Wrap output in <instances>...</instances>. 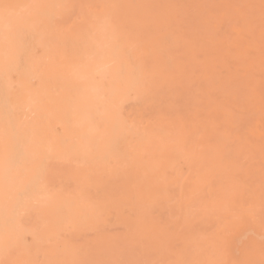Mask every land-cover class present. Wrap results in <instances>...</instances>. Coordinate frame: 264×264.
I'll return each mask as SVG.
<instances>
[{"label": "rangeland", "instance_id": "rangeland-1", "mask_svg": "<svg viewBox=\"0 0 264 264\" xmlns=\"http://www.w3.org/2000/svg\"><path fill=\"white\" fill-rule=\"evenodd\" d=\"M202 1L38 0L31 24L17 25L16 37L24 59L62 67L71 58L87 57L91 66L106 68L91 90L80 83L70 88L67 110L103 119L114 130L112 143L135 151L145 165L151 166L155 154L154 172L163 169L164 154L170 157L161 179L171 183L160 189L158 217L175 210L171 205L179 204L194 182L212 186L203 199L193 200L184 236L169 237L173 255L192 254L197 243V258L191 261V255L187 264H264V0ZM119 86L128 88L129 101L114 118L106 117L93 94L114 97ZM139 98L143 108L134 115ZM39 118L29 114L30 120ZM7 156L0 162V181L16 157ZM61 164L48 162L47 179ZM18 191L27 197L34 186ZM20 204L16 197L13 207ZM173 217L183 222L180 212ZM128 236L123 223L94 226L75 237L73 255L57 256L61 262L46 254L63 247L56 243L63 233L30 245L35 247L30 253L21 249L24 242L9 239L0 244V264H149L155 259L154 247L144 251ZM212 246L215 258L207 263L203 251Z\"/></svg>", "mask_w": 264, "mask_h": 264}, {"label": "bare ground", "instance_id": "bare-ground-1", "mask_svg": "<svg viewBox=\"0 0 264 264\" xmlns=\"http://www.w3.org/2000/svg\"><path fill=\"white\" fill-rule=\"evenodd\" d=\"M37 2L0 0V162L2 164L9 154L16 156L9 162L11 167L6 169L0 181V221L3 224L0 244L9 239L24 242L21 249L30 253L35 249L30 245L49 242L51 236H61L63 233V238L56 240V243L63 245L58 249L62 252H55L56 249L52 248L46 254L56 256L57 262H61L57 256L73 255L75 250L70 244L74 243L77 235L94 226L101 228L118 222L126 225L129 240L138 242L144 251L154 247L155 259L149 264H187L191 255H194L191 261L196 260L197 243H193L196 246H193L192 254L181 251V254L173 255L169 251L168 239L170 236H184L181 229L187 226V214L193 200L203 199L206 192L213 191L212 186L194 182L190 190L182 193L179 204L171 205L175 210H170L165 218L156 215L159 207H162L160 189L164 184L171 183L161 179L162 170L171 164L170 157L164 154L161 162L163 169L154 172L157 166L155 154L150 158L151 166H147L135 151L127 147L117 148L112 143L111 133L114 130L103 119H91L80 112L72 116L68 112L70 88L80 83L91 90L98 74L105 72L106 68L91 66L87 57L76 59L78 61L71 58L62 67L43 65L31 58L24 59V48L16 37L17 25L31 24ZM171 7L175 9L176 5ZM127 89L119 86L114 97L94 93V101L104 105L106 117L114 118L115 113L129 101ZM52 100L57 109L52 105ZM143 101V98H139L135 103L136 108L132 109L134 115L140 113ZM35 112L42 117L38 121L29 119V114ZM12 147L16 150H12ZM50 160L59 161L64 167L54 171L53 176L47 179ZM28 184L34 186V192L20 197L18 189ZM16 197L21 200L18 208L12 205ZM210 205H205V208ZM179 212L183 215L182 223L173 217ZM95 215L98 216L97 220H94ZM16 229L24 233L23 239L16 237ZM110 252L107 253L113 255ZM203 252L207 263L214 260V246L212 250ZM51 263L48 260L44 264Z\"/></svg>", "mask_w": 264, "mask_h": 264}]
</instances>
